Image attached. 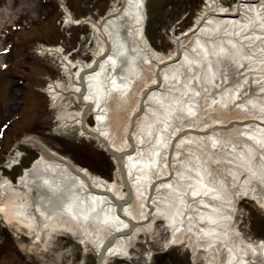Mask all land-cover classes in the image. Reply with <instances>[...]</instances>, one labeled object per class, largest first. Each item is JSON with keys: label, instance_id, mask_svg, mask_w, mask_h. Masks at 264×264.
<instances>
[{"label": "bare ground", "instance_id": "6f19581e", "mask_svg": "<svg viewBox=\"0 0 264 264\" xmlns=\"http://www.w3.org/2000/svg\"><path fill=\"white\" fill-rule=\"evenodd\" d=\"M147 2L116 0L86 19L102 49L90 63L64 61L67 83L48 89L53 107L79 101L59 118L111 155L113 180L25 137L39 156L17 182L0 178V221L33 243L65 231L99 264L128 259L141 233L164 223L168 245L188 248L195 264H264V239L239 228L242 200L264 208V0L228 11L207 0L168 54L147 37Z\"/></svg>", "mask_w": 264, "mask_h": 264}, {"label": "rangeland", "instance_id": "374dc122", "mask_svg": "<svg viewBox=\"0 0 264 264\" xmlns=\"http://www.w3.org/2000/svg\"><path fill=\"white\" fill-rule=\"evenodd\" d=\"M63 1L76 19L98 21L116 0ZM206 1L148 0L146 34L151 45L161 53H170L174 37L195 24ZM233 1L237 2L225 0L228 4ZM65 19L60 3L55 0H0L1 179L17 182L23 169L30 167L39 156L36 147L23 141L25 137L40 140L93 175L107 180L114 178L116 167L98 143L80 137L79 127L59 120V115L82 109L76 98L68 96L62 107L53 109L50 97L44 92L50 81L65 79L63 59L91 62L93 55L103 47L91 25L76 27ZM38 43L56 47L62 54L39 56L35 51ZM88 122L95 124L93 115ZM240 207L242 234L254 241L264 238V209L247 199ZM156 229L162 230L159 239V233L143 232L136 248L138 252L134 250V259L114 257L108 264H148L143 257L145 245H152L149 251L158 252L165 248L163 245L170 237L162 226ZM29 235L24 227L0 221V264H98L97 251L90 246L84 249L65 231H57L53 238L39 243H33ZM137 253L141 254L135 257ZM151 264L195 263L188 248L175 246L166 254L155 255Z\"/></svg>", "mask_w": 264, "mask_h": 264}]
</instances>
